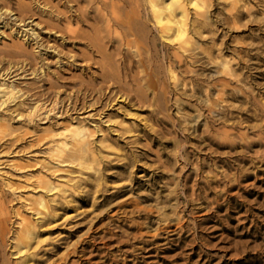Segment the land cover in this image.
I'll list each match as a JSON object with an SVG mask.
<instances>
[{"label":"rangeland","instance_id":"obj_1","mask_svg":"<svg viewBox=\"0 0 264 264\" xmlns=\"http://www.w3.org/2000/svg\"><path fill=\"white\" fill-rule=\"evenodd\" d=\"M194 1L208 24H195ZM38 2L0 0L1 12L11 10L0 17V79L12 71L5 79L23 91L3 112L16 129L0 139V188L13 198L8 207L36 223L29 247L6 250V261L264 264V0H183L185 42L147 20L138 46L112 36L98 49L87 39L98 24L93 2ZM19 10L25 21L14 18ZM107 71L113 90L131 95L98 116L93 87L106 86ZM57 88L65 103L79 95L83 108L38 111L28 123L26 109ZM69 121L90 132L82 163L56 161L48 143H34ZM38 176L53 188H32ZM39 192L54 214L42 224L22 210V195ZM74 242L75 254L64 253Z\"/></svg>","mask_w":264,"mask_h":264},{"label":"bare ground","instance_id":"obj_2","mask_svg":"<svg viewBox=\"0 0 264 264\" xmlns=\"http://www.w3.org/2000/svg\"><path fill=\"white\" fill-rule=\"evenodd\" d=\"M77 1L79 0H64V2L67 3ZM87 1L89 3L93 2V9L91 10V12H93L92 17L93 20L98 23L97 25H93L92 35L90 34L87 36L89 45L91 47L93 46L95 49H98L100 46L103 47V39L111 40L112 36H116V40L119 44L129 45L130 43H134L136 46H138L137 38L144 37L143 33L145 32L146 26H148L146 25L148 24L146 23L147 20H151V22H153L155 30H157L156 32H158L161 37L168 38L173 35L174 39H179L183 42L187 40V34L189 30L186 27V24L189 22H187L188 11L186 7L187 3H183V0ZM31 2L35 3L36 6H39L40 4L38 0H31ZM193 4L195 6V13L201 16L199 18H195V24H208L205 20L208 18V16L204 11L202 12L199 10V3L194 1ZM70 6L73 15H80L78 13V9L76 7L73 8V4H70ZM6 10L11 12L8 6H5V9L2 12H6ZM24 11L25 10H19V13L14 18L19 20V22L25 21V17L23 16ZM2 12L0 7V17ZM25 25L29 26L30 24L27 23ZM117 28H119V31ZM28 30L29 35L27 40L30 39V37L31 40L35 39L37 36L35 27L30 25L25 31ZM20 46L21 44L17 45V47ZM52 50H55V47L52 48ZM35 55L37 57H41L43 52L39 50ZM39 71H43L42 67ZM105 72H103L102 80L109 81L106 86L100 84L96 87H93V91L96 93L98 92V94L96 95V98L93 102L96 103V107H94L92 114H98V116L100 115L98 111L100 110L103 112L102 109L108 106L112 99L123 95L124 98H126V96L131 95V92L125 90L123 87H119L118 90L114 91L113 87H111L112 83H110L113 76L108 71L107 73ZM10 73H12V71L6 72L0 79V139H3L5 135L11 134L16 129V127L9 126L7 122H4L6 120L3 118L4 110H8L12 102L15 104V101L18 100L17 98L23 95L22 89L15 84V79H11L9 81L7 80L8 78L5 79V77ZM61 92L62 91L57 88L50 97L44 96L45 98H52L49 99L48 103H46V100H40L41 97H37L33 104H31V106L26 109V113L23 116L25 120H27L28 123L31 120L33 121V117L35 115L34 113L38 111L39 113L42 112L44 115H48L53 112H59L58 114H62L67 113L68 111L81 109L85 105L84 102L80 101L79 95L76 96V94L73 98L68 96L66 99L67 103H65V101H63V97H61ZM18 104L25 105V97L21 98L18 101ZM13 111H11V113H13L12 118L16 117V120L20 121L22 113L19 111ZM72 122L73 121H69L67 124H64V128L61 131L52 130L50 135L37 136L34 140V143H48L47 152L49 156L56 161L61 162L68 160L70 162L82 163L85 159V153L88 150L87 135L90 132L87 131V128H85L83 124H79V122H77L75 125H73ZM93 131L95 132V129H93ZM27 132L28 131H25L24 134ZM19 138L20 136L18 134L13 137L14 141L18 140ZM34 143L32 142V145H34ZM2 188H0V264H10L8 261H6L5 251L11 249L10 253H18L23 251L24 247H29V245L32 243L33 237H35L34 235L36 234V223H33L32 220L23 214L18 207H8V203L11 202L13 198L11 199L8 197V199H6L5 196L7 195L5 192H3ZM32 188H37V191L39 189H46L49 191L53 187L51 186V181L49 179H46L44 176H38L36 183ZM18 195L20 194L18 193ZM22 200V210L26 213L32 212L33 214H36L37 216H35V218H40L39 224L45 223L53 217L54 214L53 211H51L50 204L44 198V195L40 194V192L36 195L35 193L26 194L25 196L22 195ZM14 222L16 223L15 225H13ZM76 249L77 242H74L71 244V247H67L65 249L66 252L64 253L72 254L76 251ZM67 256L68 255L65 257Z\"/></svg>","mask_w":264,"mask_h":264}]
</instances>
